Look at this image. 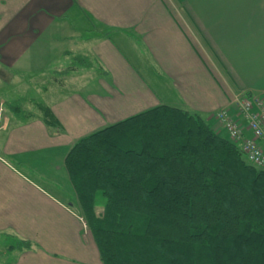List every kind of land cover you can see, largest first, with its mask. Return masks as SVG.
Here are the masks:
<instances>
[{
    "label": "crops",
    "instance_id": "0c3cea01",
    "mask_svg": "<svg viewBox=\"0 0 264 264\" xmlns=\"http://www.w3.org/2000/svg\"><path fill=\"white\" fill-rule=\"evenodd\" d=\"M28 72L24 118L0 92V264H104L67 152L160 104L227 136L216 111L240 92L264 97V0H0V82Z\"/></svg>",
    "mask_w": 264,
    "mask_h": 264
},
{
    "label": "trees",
    "instance_id": "16d2710c",
    "mask_svg": "<svg viewBox=\"0 0 264 264\" xmlns=\"http://www.w3.org/2000/svg\"><path fill=\"white\" fill-rule=\"evenodd\" d=\"M64 165L104 264H264V169L200 114L148 108L80 137Z\"/></svg>",
    "mask_w": 264,
    "mask_h": 264
},
{
    "label": "built area",
    "instance_id": "2783aa9c",
    "mask_svg": "<svg viewBox=\"0 0 264 264\" xmlns=\"http://www.w3.org/2000/svg\"><path fill=\"white\" fill-rule=\"evenodd\" d=\"M215 117L244 158L255 167L264 169V97L237 93L227 107L216 112Z\"/></svg>",
    "mask_w": 264,
    "mask_h": 264
},
{
    "label": "rangeland",
    "instance_id": "374dc122",
    "mask_svg": "<svg viewBox=\"0 0 264 264\" xmlns=\"http://www.w3.org/2000/svg\"><path fill=\"white\" fill-rule=\"evenodd\" d=\"M78 24L81 25V21H78ZM116 40H118V39L116 38ZM73 58H75V57H72V59ZM132 61L134 62V59H132ZM74 62L76 64L77 60H75ZM84 63H86V62H84ZM80 67L81 66H79L78 70L81 72V71H83V69L80 68ZM85 68H86V66H85ZM90 74L92 75V73H90ZM19 75H22L19 78V81H13V82H9L8 80L5 81V82L1 81L0 82V92H2V94L7 96L8 107L15 113V116L17 118H19V117L20 118H24L25 117V114H24L25 112H23V110L21 108H24L25 106L29 105L26 102V100H28V97H26V96L30 97V94L34 93L35 91L30 90L28 93H25L23 89L27 88V86H29L30 84H33L35 80H31V77H32L31 75H34V73H29V72L25 73V74L20 73ZM47 78L49 79V76H47ZM37 83H39V82H37ZM67 83H69V81H64V85L65 86H66ZM15 106H17L19 108V112L15 111V109H14ZM218 124H220V122H218ZM67 185L65 184V187H67ZM75 206H77V208H76L77 211L80 212V208H79L78 204L75 205ZM101 209H102V206L99 205L97 207L98 212H101ZM1 244H4V243L0 242V245ZM0 249L2 250L3 247H0ZM0 253H1V251H0Z\"/></svg>",
    "mask_w": 264,
    "mask_h": 264
}]
</instances>
